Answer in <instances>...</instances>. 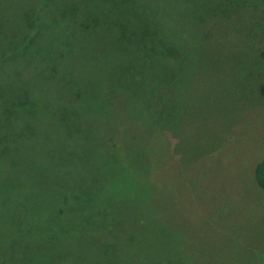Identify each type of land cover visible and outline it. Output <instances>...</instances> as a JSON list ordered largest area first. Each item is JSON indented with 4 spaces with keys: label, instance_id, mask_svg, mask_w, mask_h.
Instances as JSON below:
<instances>
[{
    "label": "rangeland",
    "instance_id": "obj_1",
    "mask_svg": "<svg viewBox=\"0 0 264 264\" xmlns=\"http://www.w3.org/2000/svg\"><path fill=\"white\" fill-rule=\"evenodd\" d=\"M120 6L169 37L163 80L126 86L137 54L114 42ZM262 84L264 0H0V110H15L0 116L14 151L0 164V264H264ZM80 92L88 132H141L161 113L149 172L94 165L99 127L80 158L62 152L51 131ZM29 96L34 119L18 108Z\"/></svg>",
    "mask_w": 264,
    "mask_h": 264
},
{
    "label": "trees",
    "instance_id": "obj_2",
    "mask_svg": "<svg viewBox=\"0 0 264 264\" xmlns=\"http://www.w3.org/2000/svg\"><path fill=\"white\" fill-rule=\"evenodd\" d=\"M116 8V7H113ZM123 6L117 8L116 13L119 15L118 18L115 20L114 25H116V29L118 31L117 37L114 42L119 46H124L126 48L132 47L137 55H134V62L131 65H127V67H123L124 60H122V64L120 69L124 70L123 76L130 75L134 80H126V86L130 87L133 85H140L143 81L142 80H163L162 73L163 69L161 66L162 61L164 59H171L167 58L168 55L172 50L169 47V37L167 35H159L156 32L151 33V27L148 23V18L142 15H136L135 17L128 18L127 13L124 12ZM83 13H85L83 9ZM28 40L30 37H27ZM27 41V39H26ZM168 42V43H167ZM168 44V46H167ZM167 49V51L165 49ZM172 56V55H171ZM6 58V55L2 57V59ZM64 70V69H63ZM53 87V84H52ZM259 93L264 98V84L259 86ZM157 101L160 100L159 95H155ZM24 98V97H22ZM25 99V98H24ZM82 92H80L77 97L73 107H70L67 111L66 116L61 113V117L57 116L56 113H52V116L46 119H49L46 123L34 127L38 129V134L36 138H34L35 148L37 150L38 146L42 144V140L44 142L47 140V132H44L43 128L49 126V123L52 119L56 118L60 120L63 118V121L58 122L57 127L55 130L51 131L52 138L55 142H58L60 145L62 144L61 141L65 143V149H63L64 154H68L73 157L80 158L78 154L80 149H83L85 143L87 141H91V131L99 126L92 127L90 132L86 130V127L79 125V122L83 119L87 121L86 123L93 122V117L89 116L84 111V105L89 107L88 113L90 112L92 106L91 104H86L84 100H82ZM28 101V102H27ZM6 109L2 108L0 110V116L2 114H9L15 112L11 105H8L4 102ZM18 105V104H17ZM18 108H21L23 111V115L29 114L32 112V117L34 119L35 115V102L32 100V97L29 96L25 100H20ZM102 110L101 108H98ZM26 112V113H25ZM107 113H105L106 115ZM82 115V117H80ZM98 115L96 113L94 117ZM101 115V116H105ZM155 123H151V126L143 125L141 126V132L137 130H131L129 127L128 131L125 133L120 132V124L116 123H102V127H99L101 132L99 133L100 141H96V149H98L99 154L98 158L94 165H97L101 169L105 168H114L120 167L124 171H129L132 173H147L150 171L149 162H151L152 156H156L157 152H160L161 149L158 146L160 143L159 140V133L162 132L164 126L160 119L161 113L151 114ZM45 117V116H44ZM40 117L38 120L39 122L45 121V118ZM92 117V118H91ZM155 117V118H154ZM108 116L105 120H108ZM82 122V121H81ZM37 123V124H38ZM123 123V122H121ZM156 124L159 128L156 127ZM86 126V125H85ZM127 127V128H128ZM156 127V129H155ZM30 129V128H29ZM34 129H30L32 132ZM162 129V130H161ZM133 135H131V134ZM94 135V134H93ZM98 136V137H99ZM89 138V139H88ZM144 139V145L139 148V143ZM62 139V140H61ZM88 139L87 141H84ZM135 139H138L135 145ZM17 140V139H16ZM16 140L11 142L10 146L13 147L15 145ZM140 140V141H139ZM149 140H153L157 144V150L154 154H149ZM28 146V156L34 154L33 150L31 149L29 144ZM62 146V145H61ZM101 148L105 150L101 151ZM108 149V150H107ZM8 148L6 145H0V164L2 165L7 161L6 157L4 156L6 153L12 155L13 152H7ZM53 152V151H51ZM52 155L49 153V156ZM54 155V154H53ZM31 158V157H30ZM61 157L54 155L52 158V162H54L55 170L62 169L63 166L58 161ZM20 159V158H19ZM116 162V163H115ZM117 164V165H116ZM10 168L7 166L5 169ZM120 170V169H119ZM57 172V171H56ZM254 181L258 187L264 190V160L259 162L254 168ZM26 255V254H25ZM157 264H175V263H157Z\"/></svg>",
    "mask_w": 264,
    "mask_h": 264
}]
</instances>
